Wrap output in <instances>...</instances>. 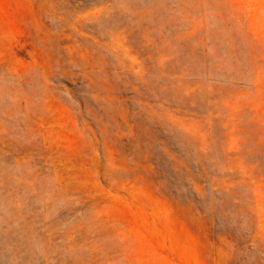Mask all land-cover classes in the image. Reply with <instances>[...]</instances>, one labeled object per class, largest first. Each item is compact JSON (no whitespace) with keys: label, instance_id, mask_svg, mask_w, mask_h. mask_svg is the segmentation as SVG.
Wrapping results in <instances>:
<instances>
[{"label":"rangeland","instance_id":"374dc122","mask_svg":"<svg viewBox=\"0 0 264 264\" xmlns=\"http://www.w3.org/2000/svg\"><path fill=\"white\" fill-rule=\"evenodd\" d=\"M0 264H264V0H0Z\"/></svg>","mask_w":264,"mask_h":264}]
</instances>
